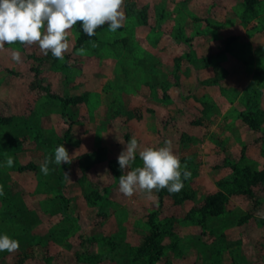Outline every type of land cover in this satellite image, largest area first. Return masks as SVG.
Returning a JSON list of instances; mask_svg holds the SVG:
<instances>
[{"label": "rangeland", "instance_id": "374dc122", "mask_svg": "<svg viewBox=\"0 0 264 264\" xmlns=\"http://www.w3.org/2000/svg\"><path fill=\"white\" fill-rule=\"evenodd\" d=\"M252 1L124 0L117 32L79 46L74 25L63 60L0 49V232L20 242L0 264H142L153 225L157 264H264V183L248 174L264 172V0ZM133 136L140 150L171 142L191 173L179 192L118 191ZM58 144L72 162L43 175ZM219 191L225 211L206 215Z\"/></svg>", "mask_w": 264, "mask_h": 264}, {"label": "clouds", "instance_id": "9594fccd", "mask_svg": "<svg viewBox=\"0 0 264 264\" xmlns=\"http://www.w3.org/2000/svg\"><path fill=\"white\" fill-rule=\"evenodd\" d=\"M123 4L124 0H0V49H4L5 44H35L45 56L50 53L53 58L63 60L69 49V30L77 22L89 37L95 36L96 30L104 25L109 32L115 33L126 19ZM10 52L12 61L20 63L21 53L16 48ZM124 144L117 162L123 172L118 178V191L125 197H132L138 190L149 197L153 190L166 189L173 194L184 187V181L191 175L168 140L162 147L142 150L134 136ZM137 156L142 166L132 167ZM71 162L68 150L58 144L53 154L45 156L40 171L48 175L50 165L60 168L62 163ZM13 164L14 158L9 156L6 165L11 168ZM128 168L131 170L125 173ZM19 247V240L0 232V252L12 253Z\"/></svg>", "mask_w": 264, "mask_h": 264}, {"label": "trees", "instance_id": "16d2710c", "mask_svg": "<svg viewBox=\"0 0 264 264\" xmlns=\"http://www.w3.org/2000/svg\"><path fill=\"white\" fill-rule=\"evenodd\" d=\"M247 3L248 5H251V6L253 5L252 0H247ZM79 23L80 22H77V24L75 25L77 32H78V38H77L76 44L79 46H82L86 42L93 39L94 37H89L86 34H84L80 28ZM64 102L66 103L67 100H64ZM8 119L9 118H6L5 120L7 121ZM34 139L37 140V136H35ZM18 143L19 141L17 139L12 138L9 142V146H14ZM33 167H35V165H31V166L22 165L20 169L23 170L26 168H33ZM248 174L249 175L252 174V177H251L252 183H255L257 181L264 183V172L257 173V172H252L248 170ZM247 192H248V195L254 196V194H252L250 190H248ZM10 199H13V198L10 197ZM226 202H227V196L221 191L216 192L213 195V197L202 208V211L206 215H211V216L220 215L222 212L225 211ZM160 240H161L160 234L156 226L153 225L152 229H147L144 235L143 244L137 250L138 252L137 255L139 256V258H142V264H157L160 261L163 251L165 249L160 243Z\"/></svg>", "mask_w": 264, "mask_h": 264}]
</instances>
